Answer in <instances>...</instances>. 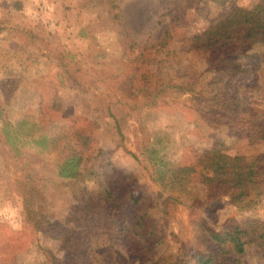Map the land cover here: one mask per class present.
I'll use <instances>...</instances> for the list:
<instances>
[{
    "label": "rangeland",
    "instance_id": "374dc122",
    "mask_svg": "<svg viewBox=\"0 0 264 264\" xmlns=\"http://www.w3.org/2000/svg\"><path fill=\"white\" fill-rule=\"evenodd\" d=\"M115 1L112 11L108 0H0V112L13 123L28 120L16 153L0 118V261L170 264L186 257L198 264L197 253H213L210 264H264V250L248 246L237 254L205 231L264 220V176L234 204L204 170L216 141L264 168L256 129L264 114V36L216 49L192 41L225 5L258 0L184 2L180 14H166L167 0ZM134 72L147 78L132 81ZM120 109L130 113L123 143L110 115ZM76 131L88 138L87 172L64 178L58 161ZM39 134L53 139L50 148L33 139ZM152 145L170 168L197 171L157 181L146 151ZM22 179L36 187L57 234L77 241L73 248L59 235L37 238L27 230ZM108 190L122 205L137 194L152 220L166 225L154 259L137 257V238L126 243L108 231Z\"/></svg>",
    "mask_w": 264,
    "mask_h": 264
},
{
    "label": "trees",
    "instance_id": "16d2710c",
    "mask_svg": "<svg viewBox=\"0 0 264 264\" xmlns=\"http://www.w3.org/2000/svg\"><path fill=\"white\" fill-rule=\"evenodd\" d=\"M207 0H167L166 14H180L182 4L191 5L195 2H206ZM218 1V0H215ZM223 1V0H222ZM112 6V11L116 7L115 0H108ZM118 16V13L116 14ZM168 35L161 42L165 45L168 42ZM259 36H264V0H258L250 7L239 5H225L223 12L210 18L204 29L195 34L192 38L193 45L201 48H230L237 45L251 44ZM132 81H139L147 78H139L134 72L129 76ZM172 85V84H169ZM180 88V86H178ZM59 100L53 101V106L61 107ZM114 118L115 128L121 136V143L126 138L125 130L128 128L130 113L120 109L118 112L110 111ZM0 112V118H2ZM28 123L25 118L13 123L6 118H2L3 135L6 144L11 145L16 153H19V143L23 139V126ZM258 137L264 139V114L256 127ZM66 136L69 134L65 133ZM82 133L76 131L72 134L70 142L66 144L65 153L58 161V173L61 177L78 179L87 172V161L84 149L88 144V138H83ZM34 137V136H33ZM44 148H50L53 139L44 134H39L38 138H33ZM83 139V140H82ZM153 166V174L157 181L164 183L169 179H185L192 176L197 168L194 166H181L172 169L169 166L166 157L156 146H149L146 149ZM133 153V152H132ZM136 157L137 154L133 153ZM204 170L211 174L210 181L222 185L229 194L234 204H240L251 193L252 184L258 183L264 176V168L260 161H249L242 154H233L223 147L222 143L216 141L207 151ZM21 180V179H20ZM23 180V179H22ZM24 181V180H23ZM24 202V219L27 230L38 238L39 235H49L70 245L73 248L77 241L73 237L67 238L58 229L54 227L48 217L43 204L40 203L36 187L29 185L26 181L18 188ZM106 199L112 204V219L108 231L113 236L130 243L131 239L137 238L140 246H134L137 257L143 261H149L155 258L158 248L168 237V230L164 223L156 222L149 216L146 208L139 204L140 198L132 193L129 196V203L121 204V201L113 196V190L107 192ZM132 202V203H130ZM206 234L216 241L220 246H228L229 249L237 254H242L248 246H253L259 250H264V220L250 218L245 221H230L223 230L205 229ZM213 253H197L198 264H210L215 260ZM0 264H6L0 261ZM170 264H189L186 257H179Z\"/></svg>",
    "mask_w": 264,
    "mask_h": 264
},
{
    "label": "clouds",
    "instance_id": "9594fccd",
    "mask_svg": "<svg viewBox=\"0 0 264 264\" xmlns=\"http://www.w3.org/2000/svg\"><path fill=\"white\" fill-rule=\"evenodd\" d=\"M10 215L15 216V215H16V212L13 211ZM13 226H14V227H19V224H15V225H13Z\"/></svg>",
    "mask_w": 264,
    "mask_h": 264
}]
</instances>
